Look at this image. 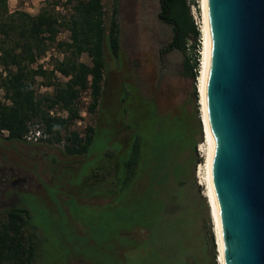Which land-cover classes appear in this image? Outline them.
Masks as SVG:
<instances>
[{"label": "rangeland", "instance_id": "1", "mask_svg": "<svg viewBox=\"0 0 264 264\" xmlns=\"http://www.w3.org/2000/svg\"><path fill=\"white\" fill-rule=\"evenodd\" d=\"M42 2L7 0V7L10 11L18 9L35 14ZM101 3L103 24L107 30L113 0H101ZM185 3L193 24L199 30L195 53L200 63L203 48L200 35L201 0H185ZM115 6L118 51L114 56L104 46V75L98 106L88 113V90L82 91L79 94L80 119L70 126V129H76L79 133L86 125L96 130L89 151L93 157L65 154L63 140L53 144L38 141L33 144L36 147L29 148H23L20 142H16L14 147H9L6 161H1L0 155V167L4 168L0 171V217L4 209L15 204H25L30 211L29 225L34 230L37 243L32 264H218L213 217L211 210L209 214L210 207L204 196L206 186L199 183L196 174L199 164L205 160L198 152V144L196 153L200 163L193 167V174L188 173L187 163L184 164L185 175L179 187H175V176L171 178L174 184L170 183L172 181L169 178L166 179L165 186L156 190L147 207L143 205L141 194L135 196L134 208L145 210L151 215L157 213V220L149 233L141 229L134 230L131 234L135 238L120 234L118 230L127 220V207L112 209L93 205L102 200L93 197L92 193L104 190L101 188V179L92 174L100 164L113 162L100 155L106 133H116L110 144L115 152L120 151L121 144L124 145L126 136L120 132L124 129L120 126L122 118L134 115L138 120L142 110H149L153 105L160 112H175L181 106L190 112L197 104L200 142H203L199 101L198 97L194 101L192 93L196 85L183 68L185 55H191V39L185 42L184 51L172 47L163 52L168 48L174 32L170 23L157 17L159 0H116ZM54 9L63 17L70 11L63 4L56 5ZM66 40L68 31L61 28L55 41ZM63 55L53 43L36 57L30 67L51 71L54 62L62 59ZM79 60L89 63L84 53L79 56ZM41 80L39 75L34 76L36 97L52 91V86L41 84ZM64 80L65 77L53 71L49 81ZM194 80L196 82V78ZM2 95L0 91V100H3ZM122 98L124 100L121 101ZM48 111H51V116L66 115L57 106ZM39 126L34 121L30 123L29 129H38L41 133ZM5 134V131L0 133V142L7 141L2 138ZM49 156L54 161L49 160ZM106 176L103 173V177ZM72 197L79 203H71ZM66 200L70 201V206L65 203ZM153 202L160 203L161 207L158 210L152 207ZM68 208L77 216V220L70 224L74 234L69 232L66 236L71 242L62 240L58 234V230L64 233L69 231L59 219L61 213L68 216ZM73 241L75 243L72 245Z\"/></svg>", "mask_w": 264, "mask_h": 264}, {"label": "trees", "instance_id": "2", "mask_svg": "<svg viewBox=\"0 0 264 264\" xmlns=\"http://www.w3.org/2000/svg\"><path fill=\"white\" fill-rule=\"evenodd\" d=\"M161 1L166 5L164 9L168 11L174 32L172 41L163 52L172 47L184 51L185 42L190 38L191 55H185L183 68L195 84L194 78L199 69L195 53L199 30L193 24L185 0ZM115 2L113 0L106 30L101 0H43L35 14L18 9L10 11L7 0H0V91L3 94V100H0V133L6 132L3 139L14 143L24 142V134L29 130L30 123L35 121L40 125V142L53 144L63 140L65 154L93 157L89 151L96 130L86 125L82 133H79L76 129H70V126L80 119L79 94L82 91L88 90V113L98 106L102 91L104 46L112 55L117 54ZM59 4L69 7L66 17L59 16L55 11L54 7ZM61 28L68 31V40L55 41ZM53 43L64 53L62 59L54 62L51 71L41 70L40 67L32 69L30 64ZM83 53L88 56L89 63L79 60ZM53 71L65 77V80L49 81ZM35 75L42 78L41 84L52 86L50 93L36 97ZM192 93L196 101L195 87L192 88ZM55 106L64 110L66 115L51 116L48 110ZM140 116L138 120L134 115H131L132 118L121 119L120 126L124 129L120 132H124L126 139L119 152H115L110 146L116 133H106L100 155L113 162L108 165L100 164L92 174L101 179V188L104 190L92 193L93 197L102 200L93 205L112 209L127 207V220L118 230L126 236H130L126 232L140 229L149 233L157 220V213L151 215L145 210L134 208L137 194L142 195L143 205L147 207L156 190L165 186L166 179L172 181L171 178L175 176V187L181 185L185 163L188 173L192 174L193 167L200 163L196 153V145L202 142L197 104L190 112L184 106L178 107L175 112H160L153 105L149 110L143 109ZM48 159L54 161L52 156ZM189 164L192 166L191 170ZM103 173L107 176L103 177ZM67 200L65 203L70 206V201ZM71 203L79 202L72 197ZM153 203L152 207L157 210L161 207L160 203ZM1 214L0 264H32L37 243L34 230L29 225L30 211L25 204H15L4 209ZM59 219L69 230L67 233L58 230L59 236L62 240H70L66 236L69 232L74 234L70 224L77 220L76 214L68 208V216L61 213ZM56 228L54 225V230Z\"/></svg>", "mask_w": 264, "mask_h": 264}, {"label": "water", "instance_id": "3", "mask_svg": "<svg viewBox=\"0 0 264 264\" xmlns=\"http://www.w3.org/2000/svg\"><path fill=\"white\" fill-rule=\"evenodd\" d=\"M208 11L212 180L226 263L264 264V0H208Z\"/></svg>", "mask_w": 264, "mask_h": 264}, {"label": "bare ground", "instance_id": "4", "mask_svg": "<svg viewBox=\"0 0 264 264\" xmlns=\"http://www.w3.org/2000/svg\"><path fill=\"white\" fill-rule=\"evenodd\" d=\"M202 7V27L200 35L202 36V59L199 63V71L196 77V93L198 97V106L200 121L203 128V142L198 144V152L205 157L204 163L199 164L197 168V177L200 179V184L206 186L204 196L207 199L208 206L211 210V215L214 222V234L217 247V262L218 264L226 263V248L224 243L220 208L216 197L213 180H212V162L214 155V137L213 129L210 121L207 105V83L211 64L210 51V21L208 11V0H201ZM199 61V60H198Z\"/></svg>", "mask_w": 264, "mask_h": 264}, {"label": "flooded vegetation", "instance_id": "5", "mask_svg": "<svg viewBox=\"0 0 264 264\" xmlns=\"http://www.w3.org/2000/svg\"><path fill=\"white\" fill-rule=\"evenodd\" d=\"M164 2H162L161 0H159V12L157 13V17L162 20L165 23H170L172 25L171 19L168 16V11L164 9V7L162 6ZM165 4V3H164ZM166 6V5H165ZM174 35V34H173ZM172 41V40H171ZM1 138V137H0ZM1 140V139H0ZM4 140V139H3ZM7 142V143H6ZM5 143L0 142V150H2V152L0 153V155H2L1 161H6L8 159V151L10 150L9 147H14V142H10V141H6ZM34 143H30L28 141H24L21 142V145L23 148H29V147H34L35 145H33ZM36 147V146H35ZM4 170L3 167H0V171ZM0 181H2V179H0ZM134 231V230H133ZM131 231V232H133ZM131 232H126V234H130V238L133 237L135 238V236H133L131 234Z\"/></svg>", "mask_w": 264, "mask_h": 264}, {"label": "built area", "instance_id": "6", "mask_svg": "<svg viewBox=\"0 0 264 264\" xmlns=\"http://www.w3.org/2000/svg\"><path fill=\"white\" fill-rule=\"evenodd\" d=\"M49 114H51V111H49ZM41 136V133L38 129H29L23 136L24 141H28L30 143H36L39 141V137Z\"/></svg>", "mask_w": 264, "mask_h": 264}, {"label": "crops", "instance_id": "7", "mask_svg": "<svg viewBox=\"0 0 264 264\" xmlns=\"http://www.w3.org/2000/svg\"><path fill=\"white\" fill-rule=\"evenodd\" d=\"M103 75H104V70H103ZM103 81V80H102ZM102 84H103V82H102ZM102 88V87H101Z\"/></svg>", "mask_w": 264, "mask_h": 264}]
</instances>
